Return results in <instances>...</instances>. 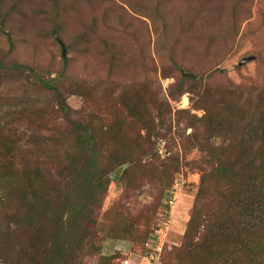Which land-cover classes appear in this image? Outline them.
Segmentation results:
<instances>
[{
    "label": "rangeland",
    "instance_id": "obj_1",
    "mask_svg": "<svg viewBox=\"0 0 264 264\" xmlns=\"http://www.w3.org/2000/svg\"><path fill=\"white\" fill-rule=\"evenodd\" d=\"M0 2V123L21 145L19 157L28 165L59 162L69 149L71 123L44 84L55 79L70 119L98 122L109 147H102L105 173L122 167L103 195L98 237L107 238L114 211L137 219L147 240L166 223L158 264H177L174 247L182 244L200 184L196 163L206 155L189 135L197 127L206 136L202 107L223 112L231 91L236 100L254 101L264 90V0ZM246 57L253 59L240 65ZM13 63L26 67L12 71ZM137 106L149 129L130 113ZM124 149L134 162L115 166ZM165 164L179 170L164 174ZM11 233L0 227V264H19L28 234ZM157 247L129 241L115 250L116 264H151ZM97 263L94 255L84 261Z\"/></svg>",
    "mask_w": 264,
    "mask_h": 264
},
{
    "label": "trees",
    "instance_id": "obj_2",
    "mask_svg": "<svg viewBox=\"0 0 264 264\" xmlns=\"http://www.w3.org/2000/svg\"><path fill=\"white\" fill-rule=\"evenodd\" d=\"M25 67L10 66L12 71ZM55 82L44 84L58 96L59 110L72 126L69 149L59 162L41 158L28 165L19 157L21 145L0 123V217L8 216L0 227L6 226L10 235L28 234L16 255L19 264H84L89 255L98 256L97 264H116L120 253L103 255L104 239L98 237L102 198L111 181L102 162V147L108 149V143L101 140L95 118L70 119L71 108ZM231 94L223 112L200 105L206 136L197 127L189 135L193 147L206 155L196 163L200 184L182 244L174 247L177 264H264V90L254 101ZM129 110L143 128H150L139 107ZM143 153L149 154L146 148ZM119 157L115 166L134 162L127 149ZM167 166L164 174L179 170L177 164L172 170ZM112 217L107 238L147 248L148 234L137 219L121 211Z\"/></svg>",
    "mask_w": 264,
    "mask_h": 264
},
{
    "label": "built area",
    "instance_id": "obj_3",
    "mask_svg": "<svg viewBox=\"0 0 264 264\" xmlns=\"http://www.w3.org/2000/svg\"><path fill=\"white\" fill-rule=\"evenodd\" d=\"M167 232H168V225L165 223L163 226H160L152 235V238L148 240L147 247L151 248L152 244L158 245V247L154 249L155 251L150 253L149 255V258L153 261L151 264H158V257L160 256L162 251V249L159 248V246L164 244V239L167 235Z\"/></svg>",
    "mask_w": 264,
    "mask_h": 264
},
{
    "label": "crops",
    "instance_id": "obj_4",
    "mask_svg": "<svg viewBox=\"0 0 264 264\" xmlns=\"http://www.w3.org/2000/svg\"><path fill=\"white\" fill-rule=\"evenodd\" d=\"M129 241L114 239V238H105L104 244L102 247L103 255H110L115 252V250H123L125 248V243ZM129 263V262H128Z\"/></svg>",
    "mask_w": 264,
    "mask_h": 264
},
{
    "label": "water",
    "instance_id": "obj_5",
    "mask_svg": "<svg viewBox=\"0 0 264 264\" xmlns=\"http://www.w3.org/2000/svg\"><path fill=\"white\" fill-rule=\"evenodd\" d=\"M63 45V44H62ZM63 54L65 55L66 54V48L65 46L63 45ZM250 59H253V57H246L244 58L241 62H240V65H243L246 61L250 60ZM184 75L186 76H191V77H196V75L192 74V73H187V72H183ZM122 170V167H119L117 169V171L113 172L110 174V177L114 180H118L119 179V175H120V171Z\"/></svg>",
    "mask_w": 264,
    "mask_h": 264
}]
</instances>
